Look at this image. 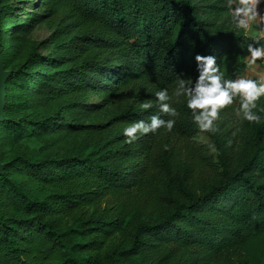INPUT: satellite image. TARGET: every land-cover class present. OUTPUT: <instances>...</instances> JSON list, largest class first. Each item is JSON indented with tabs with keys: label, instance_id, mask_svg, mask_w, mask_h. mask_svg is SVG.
I'll return each mask as SVG.
<instances>
[{
	"label": "trees",
	"instance_id": "obj_1",
	"mask_svg": "<svg viewBox=\"0 0 264 264\" xmlns=\"http://www.w3.org/2000/svg\"><path fill=\"white\" fill-rule=\"evenodd\" d=\"M0 4V264H264V119L201 132L174 97L171 132H121L198 53L243 75L224 0Z\"/></svg>",
	"mask_w": 264,
	"mask_h": 264
},
{
	"label": "clouds",
	"instance_id": "obj_2",
	"mask_svg": "<svg viewBox=\"0 0 264 264\" xmlns=\"http://www.w3.org/2000/svg\"><path fill=\"white\" fill-rule=\"evenodd\" d=\"M264 0H224L226 18L233 32L242 33L246 43L238 47L245 50L244 63L254 70L264 66V11H261ZM197 75L177 76L171 92L167 87L153 93L154 99L141 102V111L155 108L156 114L145 121L143 119L129 123L121 129L125 142L131 144L140 137L164 128L171 132L175 126L177 108L173 98H183L185 108L189 111L194 125L201 132L218 131L216 121L220 111L233 106V113L238 124L247 121L259 123L264 117V77L237 76L226 78L215 54H196ZM166 115L168 119H164ZM239 127L236 128L238 132ZM167 148V145L164 146Z\"/></svg>",
	"mask_w": 264,
	"mask_h": 264
},
{
	"label": "rangeland",
	"instance_id": "obj_3",
	"mask_svg": "<svg viewBox=\"0 0 264 264\" xmlns=\"http://www.w3.org/2000/svg\"><path fill=\"white\" fill-rule=\"evenodd\" d=\"M0 9H1V4H0ZM261 11H264V5H261ZM51 31H52V29L47 27V25H42V26L36 27L31 34V38L33 40L47 39L51 35ZM0 58H1V52H0ZM2 67H3V64H2ZM3 70L7 72V76L5 78V83H4V96H3L2 113H3L4 104L6 102V97H5L6 80L11 75V72L9 70H5L4 68H3ZM2 119H3V116H2ZM196 140L201 142V143H205V144H208V142H209L208 138L203 133H199Z\"/></svg>",
	"mask_w": 264,
	"mask_h": 264
},
{
	"label": "water",
	"instance_id": "obj_4",
	"mask_svg": "<svg viewBox=\"0 0 264 264\" xmlns=\"http://www.w3.org/2000/svg\"><path fill=\"white\" fill-rule=\"evenodd\" d=\"M6 76H7V72L3 70L2 62L0 58V120L2 119V116H3L2 106H3V96H4V83H5ZM1 168H2V165L0 164V169Z\"/></svg>",
	"mask_w": 264,
	"mask_h": 264
},
{
	"label": "crops",
	"instance_id": "obj_5",
	"mask_svg": "<svg viewBox=\"0 0 264 264\" xmlns=\"http://www.w3.org/2000/svg\"><path fill=\"white\" fill-rule=\"evenodd\" d=\"M243 75L249 76V77L260 75L264 77V67L262 66L254 70L253 68L246 66V68L243 71Z\"/></svg>",
	"mask_w": 264,
	"mask_h": 264
},
{
	"label": "built area",
	"instance_id": "obj_6",
	"mask_svg": "<svg viewBox=\"0 0 264 264\" xmlns=\"http://www.w3.org/2000/svg\"><path fill=\"white\" fill-rule=\"evenodd\" d=\"M264 67V66H263Z\"/></svg>",
	"mask_w": 264,
	"mask_h": 264
}]
</instances>
